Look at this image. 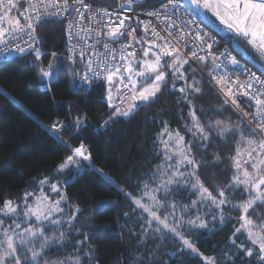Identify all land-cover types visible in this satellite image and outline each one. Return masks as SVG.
<instances>
[{"label":"snow or ice","instance_id":"1","mask_svg":"<svg viewBox=\"0 0 264 264\" xmlns=\"http://www.w3.org/2000/svg\"><path fill=\"white\" fill-rule=\"evenodd\" d=\"M136 4L137 0H123L120 7L130 12ZM92 7L85 0H0V52H16L34 61H42V57L49 55L51 60L39 71L43 78L51 81L63 67V58L55 51L42 47L46 41L39 35V30L54 32L60 29L61 35L69 41L67 50L72 54L69 59L75 66L79 58L81 67L86 69L80 77L81 82L89 86L106 82L107 100L112 109L108 119L129 117L139 107H146L162 94L163 88L171 80L172 90L183 94V99L189 104L192 126L189 128L185 125V129L191 133L192 139L186 142L179 130L170 131L165 127L158 137L163 146V151L159 153L162 159L151 176L155 187L145 185L146 191L138 192L136 199L119 185L116 188L134 205L133 213L139 210L145 214L142 217L146 221L145 235L148 232L153 235H171L179 241L181 253L185 250L195 253L203 258L204 264H217L216 258L203 256L188 237L193 231L210 230V225L214 228L217 220L223 225L225 207L239 210L238 227L234 228L230 238L238 252L236 256L226 257V264H234L240 254L250 264H264V211H261L264 209V0H161L159 8L145 13L156 18L160 25L159 31L151 21L144 23L145 35L135 40V48L131 43L121 45L120 48L103 43V40L115 43L125 35L135 37L136 29L128 31L129 25L125 24L132 17L125 15L120 18L107 9L90 12ZM86 12L89 22L97 25L99 30L81 26ZM209 13L225 26L230 39L235 40L237 46L243 42L257 54L262 62L259 75L250 72L247 66L240 64L228 52L214 53L213 48L218 45V41L208 36L201 27L209 22ZM110 16L114 17L112 24L104 23ZM136 22L143 23L138 18ZM85 35L100 39L77 51L76 43L83 41ZM149 35L151 39H147ZM186 37H191V48H188ZM173 41L183 42L194 62H200L205 67L212 65L209 74L215 81L214 90L218 89L223 104L243 111L239 123L233 125L231 121H216L214 124H201L189 97L201 93L203 85L195 79V70L191 83L188 82L189 77L185 75L183 66L189 63V58L183 56ZM96 44H102L104 51L100 52ZM130 48L133 50L129 51ZM137 48L142 53L139 60L135 56ZM240 76H244L243 82ZM177 80L183 81L185 86L176 89ZM113 88L120 97L119 104H126V109L122 110L112 103ZM241 98H245L243 106ZM81 123L80 118L76 117L73 127L79 130ZM107 123L106 119L104 124ZM67 127L63 122L56 121L50 131L56 133V139L62 140V133ZM213 134L223 140L233 138L232 152L227 157L232 174L223 187H216V195L198 175L206 158H197L192 151L194 147L197 151L206 150ZM64 146L71 155L65 157L64 162L58 166L59 170L78 166V158L91 160V153L83 143L73 148L65 141ZM212 156L213 163L220 162L221 157L217 153ZM40 183L49 184L50 191L59 198L52 199L41 189L43 194L35 197L32 203H29V196L34 194L24 193L22 206L5 200L0 208L3 218L10 217L14 221L6 225L4 219L0 218V264H46L48 251L53 247L65 246L68 243L67 236L72 235L71 229L76 225V215L80 209L73 208L71 215L65 214L61 204L66 201V194L61 193L59 184L49 183L47 177ZM189 190V198L196 196V199L190 205L180 204L179 211L174 200L161 203L158 199V195H163L167 200L175 191ZM226 192L239 193L246 199L231 203ZM145 197L149 203L143 202ZM110 203L102 201L101 205L107 207ZM161 209L166 212L163 219L158 215ZM102 210L104 208L94 209ZM201 211L205 212L203 216L199 215ZM214 212L219 215H212ZM64 226L69 228L67 235L63 231ZM48 231L52 232L51 237ZM237 234L246 235L245 241L239 245L236 244ZM80 235L85 234L80 232ZM86 243L87 237L72 242L70 246L83 251ZM246 244L249 246L246 247ZM88 255L60 261L58 264H83Z\"/></svg>","mask_w":264,"mask_h":264},{"label":"trees","instance_id":"2","mask_svg":"<svg viewBox=\"0 0 264 264\" xmlns=\"http://www.w3.org/2000/svg\"><path fill=\"white\" fill-rule=\"evenodd\" d=\"M97 1L115 4V0ZM160 2L147 0L145 6L154 7ZM39 35L46 41L42 47L64 53L66 36L61 35L60 29L54 32L39 30ZM229 44L235 48L231 42ZM244 59L259 70L256 62ZM50 60L49 55L42 57V61H34L16 54L0 61V208L5 200L21 202L24 193L39 190L40 181L47 177L49 183H58L66 198L72 200L68 203L80 209L69 243L50 249L51 258L65 261L68 254L69 259L89 254L83 264H204L203 258L195 253L187 250L181 253L179 241L171 235L151 232L145 235L142 212L133 213L134 205L116 188L119 185L134 198L145 185H152L151 176L162 159L158 137L165 127L179 130L186 142L192 139L185 129V125L191 124V118L189 104L183 95L172 90L170 80L162 94L146 107H139L129 117L108 119L112 110L108 105L106 82L75 89L65 68L48 81L40 75L39 69L46 67ZM185 68L189 82L195 70V79L203 85L201 93L189 97L201 124L231 121L235 125L241 121L242 117L230 105L222 103V96L191 64ZM76 69L79 73L81 65L76 64ZM76 117L82 122L79 130L73 127ZM56 121L68 126L62 133V140L56 139V133L50 131ZM65 141L73 148L85 144L91 153L90 162L79 159L78 166L59 170L65 157L71 155L64 146ZM232 144V137L223 140L213 134L206 150L192 149L197 158H206L198 175L213 195H216V187H223L232 174L227 158ZM213 153L221 157L219 163L212 162ZM190 195V190L175 191L167 200L163 195L160 198L163 203L174 200L179 208L180 204L189 205L196 198H189ZM226 195L231 202L246 199L239 193L226 192ZM102 201L111 203L104 207ZM97 208L104 210L94 211ZM228 210L231 214L225 216L223 225L218 222L210 230L193 231L189 236L199 252L215 257L217 264H226V257L236 256L238 252L230 238L238 227L240 211ZM237 236V245L246 239L244 234ZM86 237L83 251L70 246ZM234 264L250 262L240 254Z\"/></svg>","mask_w":264,"mask_h":264},{"label":"built area","instance_id":"3","mask_svg":"<svg viewBox=\"0 0 264 264\" xmlns=\"http://www.w3.org/2000/svg\"><path fill=\"white\" fill-rule=\"evenodd\" d=\"M85 2L92 4L93 7L91 9H89L90 12H96L98 10L107 9L110 13L111 12H115L117 14V16H119L120 18H123V16H125V15L133 18L132 20H126L125 24L129 25L128 31H131L132 28L136 29L135 37H130V36L125 35L123 38L119 39L115 43H113L111 40H103V43H108L110 45V47L120 48L121 45H125V44L131 43L133 45V47L135 48L136 47L135 40L139 39L141 37H144L145 34H144L143 25H144V23H148L149 21H151L156 26L158 31L160 29V25L156 22V18L148 16L145 13L154 11L155 9L159 8L161 2L158 5L154 6V7H149V6H145L147 0H137V4L133 6L132 11H130V12L125 11L124 9H122L120 7V4L123 3V0H115V4H108V3L100 2V1H97V0H85ZM164 2H166V0H164ZM136 18H138V20L143 22V23H137L136 22ZM113 19H114V17L110 16L107 19H105L103 22L107 23V24H112ZM118 22L119 21L117 19L116 23L118 24ZM81 26L83 28H85V29L91 28V29L99 30L97 25H93V24H91L89 22L88 13L87 12L85 13V19L82 22ZM201 27H203L205 29V31L207 32L208 36L213 37V38H215L216 41H218V45H214V48H213L214 53L220 54V53L228 52L232 56H234L240 62V64L247 66V68L250 70V72H255L257 75L260 74V71H258L257 68L253 67L249 62H247L243 58H241V56L238 54L236 49L233 48L229 44L228 40L225 37H222L218 32H216L213 28L207 26L206 24H202ZM97 39H100V38L95 37V36L89 37V36L85 35L83 41H81L79 43H76V41H74V43H76L77 51H79V50H83L84 48L87 47L88 44H92L93 41L97 40ZM147 39H151V36L149 35L147 37ZM169 39H171V37H169ZM186 39L189 41L188 48H191L192 47V44L190 43L191 37H186ZM85 41H86V43H85ZM173 43H175L176 47H178L180 49V52L183 54L184 57H188L189 58V64H191L211 84V86L213 88H216L215 81L213 80L212 76L209 74V72H210V70L212 68V65L209 64L207 67H205L200 62H194L193 59L190 57V53H189L188 48H185L183 46V42L177 43L176 41H173ZM69 46H70L69 45V41H68V38L66 37L64 45H63V52L67 55L68 58H69L70 55H72L67 50V48ZM95 47L100 52L104 51V49L102 47V44H96ZM132 50H133L132 48L129 49V51H132ZM140 52L141 51L137 48L136 52H135V56L137 57V55ZM16 54H17L16 52H10V51H7V50H5L3 52H0V61L6 60L8 58H11L12 56H14ZM200 54L204 55V53H200ZM75 64L81 65L79 58L76 59ZM94 67H95V65H94ZM85 71H86V69L81 67V71L79 72V75L77 76V85L80 88L81 87H90L88 84L82 83L81 79H80V77L84 74ZM121 71H123V68L121 69ZM262 78H264V77H262ZM240 79L243 82L244 76H240ZM216 91L218 92V89ZM119 99H120V97L116 94V97H115L114 100H112V103L116 104L117 106H119L122 110L126 109L127 105L126 104H119ZM244 99L245 98H241V105L242 106H243L242 102L244 103ZM108 105H109V103H108ZM231 107L241 117H243V111L240 108H234V106H231ZM86 149H87V147H86Z\"/></svg>","mask_w":264,"mask_h":264},{"label":"rangeland","instance_id":"4","mask_svg":"<svg viewBox=\"0 0 264 264\" xmlns=\"http://www.w3.org/2000/svg\"><path fill=\"white\" fill-rule=\"evenodd\" d=\"M220 31V33H226V34H228V32H227V30H226V28H224V27H221L220 29H219ZM236 46H237V44H236ZM245 47V48H244ZM237 48L238 49H242V50H244L246 53L248 52V49L246 48V46H244L242 43H240L239 44V46H237ZM246 49V50H245ZM57 55L58 56H60V57H62L63 58V60L61 61V63H62V65H63V67L62 68H65L66 70H67V72H68V74H69V77H70V82H71V85L75 88V89H80V87L77 85V75H78V70L76 69V64H75V66L73 65V62L67 57V55L65 54V53H57ZM142 58V53L140 52L139 54H138V57L136 58L137 60H139V59H141ZM186 65L187 64H184V66H183V70H184V68L186 67ZM186 69V68H185ZM184 73H185V71H184ZM185 75H186V73H185ZM189 82V81H188ZM189 83H191V82H189ZM107 85V84H106ZM185 85H184V82L183 81H179V80H177L176 81V87H177V89H179L180 87H184ZM107 88H108V86H107ZM2 92L10 99V100H12V101H14V102H16V99L14 98V97H12L10 94H8L7 92H5L4 90H2ZM107 94H108V91H107ZM117 93H116V90H115V88H113V91H112V100H114L115 99V95H116ZM183 95V94H182ZM137 103H139V102H137ZM192 126V120H191V124L189 125V128ZM170 131H172V130H170ZM165 139L167 138V135L165 134V137H164ZM161 149H162V151H163V146H162V144H161ZM79 160V158L77 159V161ZM88 162H90V161H88ZM149 186V188H154L155 187V185L152 183V185L151 184H149L148 185ZM41 189H43V193H46L48 196H50L52 199H58L59 197L57 196V194L56 193H53V192H51L50 191V187H49V184H41V186H40V189L39 190H37V191H31V192H28V193H32V194H34L33 196H29V203H32L33 202V200L35 199V197H38V196H40V195H42L43 193L41 192ZM143 191H146V189L144 188V190ZM142 191V192H143ZM61 193H62V191H61ZM63 194V193H62ZM136 198H138V196L137 197H134L133 199H136ZM158 199L161 201V203H163V200L160 198V195H158ZM196 199V198H195ZM194 199V200H195ZM11 201H15V200H11ZM23 201H24V198L21 200V202H17V203H15V202H13L14 204H19V205H23ZM68 201H72V200H70V199H67L66 198V201L65 202H63L62 204H61V207L63 208V210H64V213L65 214H67V215H71L72 214V210H71V208L73 207V208H78L79 209V207L77 206L76 207V205L74 204V203H68ZM144 203H149V201L147 200V197H145V200L143 201ZM231 203H238V202H231ZM191 204V203H190ZM189 204V205H190ZM71 207V208H70ZM177 210L179 211V208L177 207ZM261 211H264V209H262ZM230 213V211L228 210V207H225V209H224V214H225V216H227V214H229ZM166 213L164 212V210L163 209H161L159 212H158V215H160L161 216V218L163 219L164 218V215H165ZM195 214H197V213H193V215H195ZM205 214V212L204 211H201L200 213H199V215H204ZM231 214V213H230ZM212 215H215V216H218L219 215V213H216V212H214V213H212ZM77 216H78V214L76 215V218H77ZM142 216L144 217L145 216V214L144 213H142ZM0 218H3V214H0ZM4 219V224H6V225H11V224H13L14 223V221H13V219L12 218H3ZM145 220V219H144ZM146 222V221H145ZM219 222V220H217V222H216V224ZM210 227H211V225H210ZM63 231L66 233V235H67V233L69 232V228L67 227V226H64L63 227ZM48 235L51 237V235H52V232L51 231H48ZM244 236H245V238H246V235L244 234ZM189 238V237H188ZM69 239H70V236H67V241H68V243H69ZM190 239V238H189ZM67 243V244H68ZM246 247L247 246H249V245H245ZM52 251V250H51ZM51 251L49 250L48 251V253H47V255H48V261L46 262V264H58V262H60V261H62V260H56V259H54V258H51V255H50V253H51ZM21 259L23 260L24 259V257L22 256L21 257ZM67 260H69V254H68V257L66 258Z\"/></svg>","mask_w":264,"mask_h":264},{"label":"flooded vegetation","instance_id":"5","mask_svg":"<svg viewBox=\"0 0 264 264\" xmlns=\"http://www.w3.org/2000/svg\"><path fill=\"white\" fill-rule=\"evenodd\" d=\"M208 18H209V22L208 23H205L207 26H209V27H211V28H213L216 32H218L222 37H225L227 40H228V42H231V44L236 48V50L240 53V55H241V58H243L244 59V57L245 58H248V59H250V60H253L254 62H256V64L258 65V68H259V70L261 69V61H260V59L258 58V56H257V54L250 48V47H248L245 43H243V42H241L244 46H246V48L248 49V52L246 53L244 50H242V49H238L237 48V46H236V41L235 40H233V39H230V34L228 33V34H226V33H220L219 31V29L221 28V27H224L225 28V26L224 25H221L220 23H219V21L218 20H216L214 17H212L211 16V14L209 13L208 14ZM245 48V47H244ZM246 50V49H245ZM245 60V59H244ZM245 61H247V60H245Z\"/></svg>","mask_w":264,"mask_h":264},{"label":"crops","instance_id":"6","mask_svg":"<svg viewBox=\"0 0 264 264\" xmlns=\"http://www.w3.org/2000/svg\"><path fill=\"white\" fill-rule=\"evenodd\" d=\"M137 57H138V56H137ZM137 57H136V58H137ZM115 97H116V95H115Z\"/></svg>","mask_w":264,"mask_h":264}]
</instances>
